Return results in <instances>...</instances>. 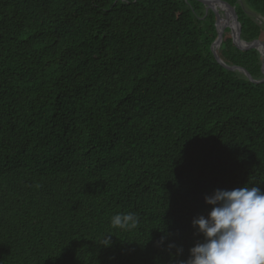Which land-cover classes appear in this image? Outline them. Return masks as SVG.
I'll use <instances>...</instances> for the list:
<instances>
[{
	"label": "trees",
	"instance_id": "1",
	"mask_svg": "<svg viewBox=\"0 0 264 264\" xmlns=\"http://www.w3.org/2000/svg\"><path fill=\"white\" fill-rule=\"evenodd\" d=\"M223 1L264 43V0ZM214 22L198 0H0V264H179L205 195L264 191V81L218 63ZM218 54L262 77L229 28Z\"/></svg>",
	"mask_w": 264,
	"mask_h": 264
},
{
	"label": "clouds",
	"instance_id": "2",
	"mask_svg": "<svg viewBox=\"0 0 264 264\" xmlns=\"http://www.w3.org/2000/svg\"><path fill=\"white\" fill-rule=\"evenodd\" d=\"M203 199L210 210L191 221L202 239L179 264H264V191L246 183L231 190L215 189ZM110 223L130 230L137 227L139 217L134 212L116 213ZM111 236L104 235L100 244L110 246ZM182 252L177 248L175 254Z\"/></svg>",
	"mask_w": 264,
	"mask_h": 264
},
{
	"label": "water",
	"instance_id": "3",
	"mask_svg": "<svg viewBox=\"0 0 264 264\" xmlns=\"http://www.w3.org/2000/svg\"><path fill=\"white\" fill-rule=\"evenodd\" d=\"M198 1H200L204 5L205 12H207L208 10H211L215 15L214 25H215L216 30H217V36H216L215 40L212 42L210 49H211V52H212L214 58L218 61V63H220L223 67H225L228 70L238 71L239 73L243 74L247 79H249L252 82L264 81V43L262 41H260L259 39H254L252 41L246 42L240 38L241 28H240V24L237 20V14H236V11L234 9V6L230 5L229 3H227L223 0H198ZM213 2L220 3L221 5H223L228 10L233 26L226 25V26H223L220 28L218 27V23H219V20L221 18V13L219 12L218 9H216V7H214L212 5ZM226 27L229 28V33L231 35L232 41L237 48L242 49V50L255 48L258 50L260 57H261V65H260L261 73H262L261 78H253L250 75V73L246 69H244L243 67L238 66V65L226 64L220 58V56L218 54V47L222 41L223 33H224V30Z\"/></svg>",
	"mask_w": 264,
	"mask_h": 264
},
{
	"label": "bare ground",
	"instance_id": "4",
	"mask_svg": "<svg viewBox=\"0 0 264 264\" xmlns=\"http://www.w3.org/2000/svg\"><path fill=\"white\" fill-rule=\"evenodd\" d=\"M212 5L214 7H216V9H218L219 12L221 13V18L219 20L218 27L220 28V27H223V26H226V25L233 26L230 16H229L230 21L229 22H226V23H223V21L227 20V15H226L225 11L229 15L228 10L223 5H221L220 3H217V2H213Z\"/></svg>",
	"mask_w": 264,
	"mask_h": 264
},
{
	"label": "rangeland",
	"instance_id": "5",
	"mask_svg": "<svg viewBox=\"0 0 264 264\" xmlns=\"http://www.w3.org/2000/svg\"><path fill=\"white\" fill-rule=\"evenodd\" d=\"M241 3H243L242 1H241ZM245 8V10H246V12L248 13V14H250L255 20H256V22L259 24V25H261V32H262V37L264 38V17L263 16H261V15H259V14H257V13H254L253 11H251V10H249V9H247L246 7H244ZM226 28H228V27H226Z\"/></svg>",
	"mask_w": 264,
	"mask_h": 264
}]
</instances>
